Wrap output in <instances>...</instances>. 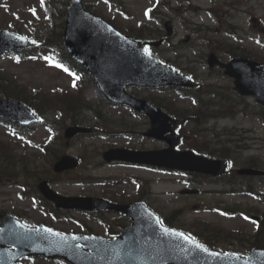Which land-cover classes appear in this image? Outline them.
Masks as SVG:
<instances>
[{
	"label": "rangeland",
	"instance_id": "1",
	"mask_svg": "<svg viewBox=\"0 0 264 264\" xmlns=\"http://www.w3.org/2000/svg\"><path fill=\"white\" fill-rule=\"evenodd\" d=\"M63 1L67 0H60V2ZM162 1L167 2V0H82L85 5L90 6L91 11L104 19H114L113 24L124 33L127 28L139 24H147L151 29L156 27L164 29L161 19L156 18L154 12H150V9L156 3ZM224 1L226 6L221 12L228 24L224 29L227 33L223 32L215 37L227 41L229 46L233 47L238 54L248 53L252 59L264 61V0H238L244 4L239 6L230 5L228 3L230 0H172L167 7L161 8L160 12L163 11L162 14H157L158 17H163V22L166 19L171 20L174 28L171 36L172 41L163 44L159 50L153 48L150 53L158 58H170L185 69L183 73L188 74V70L192 71L201 83L212 82L229 92L230 100L232 98L236 100L235 111L232 114L210 119L199 125H185L181 129L185 143L181 144L179 148L188 149L189 143L194 140V136L198 131H201L203 136L200 139L204 142L209 141L218 147L223 145L231 150L233 159L238 164L233 168L242 165L249 157H254L256 163L264 168V118L251 113L254 110L253 108L249 110L247 105L238 102L241 99L232 93L233 80L231 78L225 77L219 70L212 71V75L209 76L210 70L206 64V57L204 59V55L209 51V47H206L208 43L204 40V37H201L204 35L203 33L193 31L197 24L209 27L217 26L218 21L216 18L206 10L209 7H214L215 3L218 5ZM58 6H61V4ZM248 11L256 14L251 16ZM53 13V9L41 5L38 0H0V28L7 29L11 23H14L24 34H30L34 29L38 33H45L51 29L54 22L60 23L64 20V18L58 19L57 15ZM64 15L65 13H63ZM175 45L179 49V59H176L177 55L174 52L167 50V48H172ZM223 57L226 60L230 58L226 55ZM0 67L14 72L18 76V80L29 88H42L52 92L58 86L69 87L72 82L68 75L59 71L56 67L44 64L40 59L15 61L11 57L0 56ZM178 67L175 66L176 69ZM0 76L2 77L0 83H3L4 76ZM1 89L0 86V92ZM128 91L138 93L139 96L143 97L149 94L172 97L181 105L182 109L191 110L193 108L189 100L179 99L175 92L163 93L159 90L133 88H128ZM246 101L250 104L254 103L250 98H247ZM100 109L103 117H106L105 127L108 126L114 134L107 137L91 135L88 137L77 136L71 140L62 139L57 151L61 154L67 153L79 157L82 164L79 168L63 173L59 177L50 175L52 179L51 186L56 191L64 195L87 196L104 195L105 192L107 196L117 193L133 195L137 192L142 195L145 204L149 203L150 207L162 212L163 215L174 209H180L181 215L176 218V223L179 225L189 226L196 230L193 227L196 222H205L225 229L226 233L238 231L248 234V240L244 241V245L241 244L242 239L237 237L219 236L217 242H224L225 244L219 245L226 249L245 250L244 247L251 242V235L255 232V220L251 218V215L236 213L227 216L214 210H204V207L209 204L216 207L217 201H220L222 205H228L231 209L234 207L236 211L247 209L250 205L264 211V200L261 201L259 198L248 195H240L233 191L230 193L232 188L229 185L220 184L221 181H229L227 175L219 180H214L216 178L205 179L146 166L103 163L101 153L111 146L157 149L164 147L165 143L139 135L140 131L146 129L147 120L136 118L135 114L130 113L125 107H114L104 102ZM75 113H79V109ZM85 114V120L81 123L93 127L95 131L100 122L89 113L85 112ZM45 117L49 121L57 120V122L52 123L57 129L54 137H52L53 133L47 129L45 124H36L33 126V131L24 133L18 130L17 127L0 125V140L2 144H8L6 152H9L13 163L11 165L12 171L4 173L1 178L0 210L19 213L21 215L19 219L30 226H34L36 221L51 222L52 227L64 231L82 232L83 230L75 220L82 219L95 232L98 231L97 233L100 232L104 235L103 229L105 226L100 225L95 216H88L80 211H68L62 213L66 216L53 219L37 206L36 201L30 198L31 195H36L31 192L35 175V170L32 169L37 168V172L41 173L48 170L50 166L48 154L38 152L37 147L51 137L50 141L53 142L51 146H57L59 144L58 136H60V132L61 134L63 132L60 125L62 120L56 113H47ZM65 124H70V121H66ZM125 126L131 127L129 130L131 132H127L130 136L120 134L122 130L126 129ZM201 153L205 154L204 152ZM18 155L29 157L27 167L30 170L21 172ZM241 157H243L242 164H239L238 160ZM44 177H47V175ZM105 178H111L115 181L110 187L106 188L107 186L104 187L99 183V181H104ZM130 180H135V182ZM16 181L17 184L13 185ZM115 182L117 183L115 184ZM139 182L142 183L140 190H138ZM17 185L25 186L27 192L30 193L25 192V196L21 197L19 193H22L23 187ZM184 189L197 190L198 193L182 194ZM255 192L263 195L264 180L260 185H255ZM103 216L106 220L118 217L113 213H105ZM129 222L128 220L127 224ZM198 232L200 231L198 230ZM202 235L209 238L207 234ZM28 260L30 259H23L21 263L24 264ZM39 262L43 263L42 260ZM46 263L67 264L62 260L57 261V259L47 260Z\"/></svg>",
	"mask_w": 264,
	"mask_h": 264
},
{
	"label": "water",
	"instance_id": "2",
	"mask_svg": "<svg viewBox=\"0 0 264 264\" xmlns=\"http://www.w3.org/2000/svg\"><path fill=\"white\" fill-rule=\"evenodd\" d=\"M0 41L12 42L14 47L28 44L17 34L1 30ZM64 41L71 54L88 68L107 98L119 104H129L148 114L151 126L145 135L164 140L169 145L168 148L153 151L111 149L103 155L107 161L121 159L213 175L224 171L227 165L224 160L207 159L190 150H175L179 143V136L174 134L177 120L124 90L127 85L193 86L186 76L146 55L144 45H158L160 41H140L119 33L107 21L86 11L79 0H73L68 7ZM208 62L211 66L218 64L223 67L224 74L234 78V88L240 94L253 96L264 104V64L246 58L222 63L214 54L209 56ZM0 115L20 121L33 119L28 108L12 100L0 101ZM84 131L86 129L82 127L72 126L66 129L65 135L70 137ZM76 165L74 158L63 156L54 169L62 171ZM238 172L263 174L250 168ZM39 188L58 207L87 210L113 208L126 213L133 223L119 237L105 239L95 235L63 234L52 229L49 232L47 230L50 228L41 223L36 228H29L5 213L1 215L0 264H17V259L24 255L60 256L72 264H264V250L260 249L247 257L230 252L220 254L205 251V248L197 247L195 241L174 234L181 232L164 227L159 218L139 202L118 206L99 198L61 196L45 182H41ZM164 229H169V232L165 233Z\"/></svg>",
	"mask_w": 264,
	"mask_h": 264
},
{
	"label": "trees",
	"instance_id": "3",
	"mask_svg": "<svg viewBox=\"0 0 264 264\" xmlns=\"http://www.w3.org/2000/svg\"><path fill=\"white\" fill-rule=\"evenodd\" d=\"M232 6H238L239 1L238 0H231L228 2ZM226 6V2L217 5L216 10L223 9ZM215 10V9H214ZM214 12V11H213ZM215 13V12H214ZM216 14V13H215ZM128 32H130L134 37H156L161 36L160 29L151 30L148 29L145 25L128 28ZM56 33L55 30H53L50 34L44 35V41L41 43H38L37 48L41 52H46L49 49L50 45L52 46V50L54 51H61L63 49V46L61 45V42L55 43L56 40L53 38L55 37ZM57 41H60L58 38ZM221 46H225L223 48L222 52L229 53L232 56H235V51H232L228 49L226 44L222 43L221 41H218ZM218 53L220 52V49L215 48ZM214 50V49H213ZM221 53V52H220ZM66 55V54H65ZM87 82H84V85H82V88H78L76 93L68 92V91H58L55 95L52 97L49 96V94L45 91H35L33 94H29L28 90L25 88H18L16 85V82L13 80L11 83H9V88H6L3 91V94L5 96H13L14 98L20 99L24 102H28L27 98L30 99L29 105H32L36 110L41 111L45 108L47 109L49 99H52L53 106L59 107L60 104L58 100H63L65 106H76L77 104L79 106L88 105V102L84 101L86 99V93H87ZM219 89H222L221 87L213 84V85H203L197 89L194 90H183V95L190 97L193 102L194 106L191 110H182V114H184L185 117H189L190 120L194 121L197 124L202 123L203 120H207L211 117H220L225 116L230 113V108L235 106L233 100L229 99V94L223 89V91H219ZM98 97H101L98 93H96ZM209 96L210 98H207L208 100L204 99L205 97ZM102 98V97H101ZM166 109L171 113V115H176L175 113L179 110H176L175 112L171 110L169 105L166 106ZM105 121V119H104ZM105 126V125H104ZM108 130V129H104ZM204 144H199L198 142H195L192 144L191 148L199 151L201 149L207 148L203 147ZM217 154H219L222 157H230L231 153L229 149L227 148H220L215 151ZM249 165H252L253 163H247ZM10 161L6 159V165L4 172L6 171L7 167H9ZM252 190L251 188H248ZM165 222L167 224H171L170 219H165Z\"/></svg>",
	"mask_w": 264,
	"mask_h": 264
},
{
	"label": "snow or ice",
	"instance_id": "4",
	"mask_svg": "<svg viewBox=\"0 0 264 264\" xmlns=\"http://www.w3.org/2000/svg\"><path fill=\"white\" fill-rule=\"evenodd\" d=\"M41 3L43 4V0H41ZM32 11H33V14H35L34 10H32ZM57 66H60V65H57ZM64 70L65 71H68L67 69H64ZM47 231L51 232L52 230L51 229H48ZM164 231H165V233H168L169 232V229H164ZM174 234L175 235H179L181 237H184L185 239H187L189 241L192 240V238L190 236L185 237L183 233H174ZM196 246L199 247V248H203V246L202 245H199V244H197ZM204 250L206 251V249H204Z\"/></svg>",
	"mask_w": 264,
	"mask_h": 264
}]
</instances>
